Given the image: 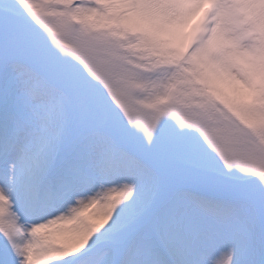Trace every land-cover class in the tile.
<instances>
[{
	"label": "snow or ice",
	"instance_id": "1",
	"mask_svg": "<svg viewBox=\"0 0 264 264\" xmlns=\"http://www.w3.org/2000/svg\"><path fill=\"white\" fill-rule=\"evenodd\" d=\"M0 264H264V0H0Z\"/></svg>",
	"mask_w": 264,
	"mask_h": 264
}]
</instances>
